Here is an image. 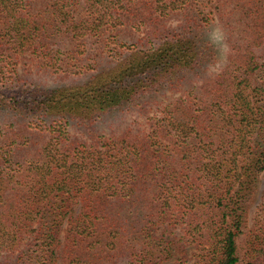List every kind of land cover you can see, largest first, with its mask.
Here are the masks:
<instances>
[{
	"label": "trees",
	"instance_id": "trees-1",
	"mask_svg": "<svg viewBox=\"0 0 264 264\" xmlns=\"http://www.w3.org/2000/svg\"><path fill=\"white\" fill-rule=\"evenodd\" d=\"M27 52L57 86L19 77ZM177 93L146 131L97 130ZM0 113L6 264H58L63 224V264H264V225L238 255L264 176V0H0Z\"/></svg>",
	"mask_w": 264,
	"mask_h": 264
},
{
	"label": "rangeland",
	"instance_id": "rangeland-1",
	"mask_svg": "<svg viewBox=\"0 0 264 264\" xmlns=\"http://www.w3.org/2000/svg\"><path fill=\"white\" fill-rule=\"evenodd\" d=\"M209 37L210 40L214 43V45L217 47L219 57L218 61L214 65L210 66V68L206 72V75H210L211 73L217 72L224 65L227 51L222 39V34L217 26L212 27ZM18 60L19 61L16 70L22 80L33 83L35 85H39L43 88L55 87L59 84L53 76H50L40 70L38 62L35 60L34 56H32L30 52L25 53ZM76 81H79V79H77ZM169 95L170 94H167V96H165L164 98L161 97L158 103L153 104L152 107H150V112L147 115L139 111L113 114L112 117H109L97 124L98 132L100 134H108L109 132H115L118 134L127 127H131L134 131H146L147 116L158 115L159 111L162 109L164 104L169 102L170 100H173L179 95V93L170 96ZM8 119L9 116L7 114L0 113V121L5 122ZM71 133L75 136L80 137L81 139L87 138V135L83 131L78 130L76 128L72 129ZM78 212L79 206H76L75 214H77ZM260 225H264V176H262L261 178L256 199L251 208L249 209L247 215V226L244 230V235L240 236L238 239V255L240 257H242L243 254L246 235L249 233L250 230H254ZM65 226L66 224H63L62 233L60 234L62 245L60 250L57 252L58 264H63L62 246L64 241L63 231L65 229ZM173 233L177 236L182 235V232L179 229H175ZM192 252H195V250L188 248V253L186 257H184L185 259H183L182 261H171L166 264H197L198 258L195 257L194 253ZM18 253V251H16L15 253H1L0 264L12 262Z\"/></svg>",
	"mask_w": 264,
	"mask_h": 264
}]
</instances>
